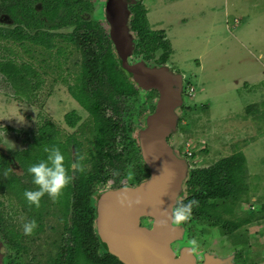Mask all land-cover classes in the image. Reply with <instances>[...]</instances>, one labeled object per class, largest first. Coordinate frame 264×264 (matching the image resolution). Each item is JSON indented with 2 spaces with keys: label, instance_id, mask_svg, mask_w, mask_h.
I'll use <instances>...</instances> for the list:
<instances>
[{
  "label": "rangeland",
  "instance_id": "1",
  "mask_svg": "<svg viewBox=\"0 0 264 264\" xmlns=\"http://www.w3.org/2000/svg\"><path fill=\"white\" fill-rule=\"evenodd\" d=\"M47 1L0 0V28L21 27L30 34L41 28L55 35H65L75 30L74 20H81L94 21L103 29H110L105 13L106 0H85L89 6L76 3L74 7L63 2L46 18L43 15L49 13ZM174 1L178 4L167 12L176 21L163 23L159 18L164 13L161 7ZM141 3L150 13L151 30L162 31L165 40L170 41L171 49L157 47L148 55L140 52V37L131 31L133 49L129 62H142L152 67L167 65L184 79L177 125L168 139L169 143L179 157L187 161L189 172L211 166L235 152L244 153L249 200L238 203L234 213L226 214L225 218H247L252 212L261 217L231 233L221 224L212 225L190 216L178 224L184 226L185 232L174 248L179 251L183 245L189 246L200 261L206 255L214 254L222 259L223 264H226L223 258L232 255L236 258L231 264H264V0H195L182 6V0H141ZM131 8L130 3L127 10L132 15ZM132 17H128L129 25ZM181 21L185 25H181ZM56 41L57 47L51 52L38 46L28 52L18 43L0 39V61L12 59L17 64L29 63L45 81L36 91L35 100L25 101L16 98L13 87L0 72V151L12 160L11 168L17 175H22L23 171L13 154L27 149L34 138L39 137L45 121L55 125L60 140L66 141L70 135L77 137L83 143L81 156L84 158L92 147L86 140L93 132L88 123L90 114L68 88V84L74 83L82 54L75 46H68L62 37L57 36ZM59 47L64 52L67 47L68 52L58 55ZM58 57L62 62L64 58L68 61L64 64V73L56 66ZM69 70L72 76L68 74ZM61 77L68 78V83H64ZM136 99L147 105L149 92L138 90ZM73 111L80 116L76 127L69 126L66 121V115ZM152 112L148 106L144 116L134 114L129 135L136 142H139L140 130L146 126V116ZM36 146L39 147L38 144L32 147L34 155L37 154ZM71 148L74 151V147ZM124 149L120 146L118 151ZM76 156L73 154L72 159L76 160ZM124 157L125 171L117 176L120 178H112L105 183L101 179L92 185L91 200L100 198L106 190L138 184V161H132L135 156ZM86 167L89 169L90 163ZM7 177L0 176V240L4 243L0 250L3 249L4 262L29 264L36 259L47 264L44 255L57 253L64 232V190L55 201L45 194L39 207L34 209L16 182L14 190L17 196L8 192L7 180L10 178ZM11 181L14 180L11 178ZM184 189L183 185V192ZM33 220L35 229L39 222L44 223L43 231L26 236L23 225ZM10 230L16 233L12 235L16 241L22 234L24 244L28 246L26 251L19 252L10 245L5 236ZM192 240L196 245L189 243Z\"/></svg>",
  "mask_w": 264,
  "mask_h": 264
},
{
  "label": "trees",
  "instance_id": "2",
  "mask_svg": "<svg viewBox=\"0 0 264 264\" xmlns=\"http://www.w3.org/2000/svg\"><path fill=\"white\" fill-rule=\"evenodd\" d=\"M63 2L70 7H74L76 3L90 5L85 0H48L49 13L43 16L46 18L51 16L54 9L62 6ZM131 10L133 17L129 27L130 31H135L140 37L138 43L140 52L148 55L157 47L171 49V43L165 40L162 31L151 30L148 12L141 0L133 1ZM74 22L76 28L70 34L55 35L41 28H38L34 34L26 32L21 27L0 28V39L18 43L28 52L33 51L32 47L35 46L51 52L57 47L56 37L58 36L62 37L68 46H75L76 50L82 54L81 63L74 74V83L68 84V88L70 94L90 114L88 123L93 128L91 137L86 139L92 147L87 150L86 157L80 161L83 171L71 167V164L81 157L83 143L74 135L68 136L66 141L60 140L59 131L55 130V125L50 121H45L40 129L39 137L34 138L33 144L13 154L21 166L22 175H17L12 170V160L0 151V176L7 173V179L14 180L11 182H9L10 179L7 180L9 184L7 190L10 194H16L15 182L21 187L22 193L26 190L31 191L36 185L32 183L28 168L32 164L47 159L48 153L45 149L58 148L65 157L64 163L68 175L71 176V181L63 189L65 225L61 244L57 246V253L44 255L46 263L124 264L109 252L106 243L99 235L97 225L99 198L90 199L92 192L90 188L101 179L103 183L112 178L119 179L120 177L117 176H120L122 170L125 171L124 155L135 156L136 159L132 161H138L136 164L138 184L149 177L150 170L143 160L139 142L132 139L129 133L133 129L134 114L144 116L148 106L154 110L155 103L151 101L153 98L151 94L147 105L140 104L136 99L137 84L121 64L110 37V29L105 30L94 21L74 20ZM62 25L65 24L62 23ZM66 48L64 52L59 47L58 55L62 56L66 51L68 52ZM162 59L166 60V57ZM57 62L56 66L64 73L66 69L64 64H68V61L64 58L62 62L58 57ZM0 72L5 76V81L13 87L16 98L25 101H34L36 91L40 90L42 84L45 83L42 75L29 63L17 64L12 59L3 60L0 61ZM68 74L73 75L70 70ZM61 80L68 83V78L61 77ZM79 120L80 116L75 111L66 115V121L71 127H76ZM37 144L39 147L36 146L37 154L34 155L32 147ZM120 146L125 148L124 151H118ZM71 147H74V151ZM73 154L77 155L76 160L72 159ZM88 163L91 165L89 169L86 167ZM112 169H115L113 173ZM247 178L246 157L242 152H235L211 166L188 171L183 182L185 189L178 204L197 201L192 209V217L208 221L216 226L221 224L227 232L232 233L244 224L261 218L255 212L250 213L247 218H225L226 214L234 213L238 203L249 200L250 188L246 181ZM36 208L34 206V209ZM43 227L44 223L39 222L37 229L33 232H42ZM14 233L10 230L8 234H5L10 245L16 247L19 252L26 251L28 246L24 244L22 234L18 235L16 241L12 236ZM29 264H42V261L33 259Z\"/></svg>",
  "mask_w": 264,
  "mask_h": 264
},
{
  "label": "water",
  "instance_id": "3",
  "mask_svg": "<svg viewBox=\"0 0 264 264\" xmlns=\"http://www.w3.org/2000/svg\"><path fill=\"white\" fill-rule=\"evenodd\" d=\"M132 2L106 0L105 13L110 37L123 68L139 87L159 92L156 107L138 135L150 175L134 186L109 189L101 194L97 206L99 235L109 252L124 264H223L214 254L205 256L200 262L191 247L183 245L179 251L174 248L185 231L184 226L170 219L171 210L183 194L188 165L168 139L176 129V107L182 103V91L170 85L168 75L173 74L165 66L129 62L133 36L127 21L132 15L127 9ZM125 188L127 192L123 191ZM144 220H148V225L143 224ZM234 257L223 260L231 264ZM0 264H6L1 254Z\"/></svg>",
  "mask_w": 264,
  "mask_h": 264
},
{
  "label": "clouds",
  "instance_id": "4",
  "mask_svg": "<svg viewBox=\"0 0 264 264\" xmlns=\"http://www.w3.org/2000/svg\"><path fill=\"white\" fill-rule=\"evenodd\" d=\"M48 153L47 159L31 165L28 168V173L32 176V183L37 187L35 191L26 190L23 195L29 205L39 207L40 199L45 194L55 201L62 193L63 189L70 183L71 176L68 175V170L65 167V157L58 148L45 149ZM84 159L83 156L71 164L72 168L78 171H83L80 161ZM7 175V173H5ZM127 192L128 189L123 190ZM126 199V197H125ZM197 201L192 200L187 204L180 203L173 206L171 210L170 219L179 224L188 220L192 214V209ZM36 228V222L29 221L23 225L25 235H31ZM192 245H196V241H189Z\"/></svg>",
  "mask_w": 264,
  "mask_h": 264
},
{
  "label": "flooded vegetation",
  "instance_id": "5",
  "mask_svg": "<svg viewBox=\"0 0 264 264\" xmlns=\"http://www.w3.org/2000/svg\"><path fill=\"white\" fill-rule=\"evenodd\" d=\"M156 67V66H155ZM160 67H163V66H160ZM166 68H167V70L169 71V72H171L173 75H168V81H169V83H170V85L173 87V89L174 90H176V91H178V90H180V91H183V86H184V79H183V77H182V75L180 74V73H178V72H175L172 68H170L169 66H165ZM180 79V80H179ZM182 84V85H181ZM180 86H182V87H180ZM137 88H138V90H143V88H141V87H139L138 85H137ZM145 90V89H144ZM146 91H148L149 92V95L151 94V96L153 97V102L155 103V107H156V103H157V100L159 99V92H158V90L157 89H147ZM178 99H176V101H177ZM155 109V108H154ZM179 108L178 107H176V113L178 114V110ZM154 111V110H153ZM151 114V113H150ZM119 188V187H118ZM98 205V204H97ZM150 221V220H149ZM148 223V220H144V222H143V224L144 225H148L147 224ZM0 246H2V248H4V243L0 240ZM2 253H3V249H1L0 250V254L2 255ZM207 256V255H206ZM204 259H205V257H204ZM204 259L202 260V261H204ZM200 261V260H199ZM233 262L235 261V259L234 260H232ZM201 262V261H200Z\"/></svg>",
  "mask_w": 264,
  "mask_h": 264
},
{
  "label": "crops",
  "instance_id": "6",
  "mask_svg": "<svg viewBox=\"0 0 264 264\" xmlns=\"http://www.w3.org/2000/svg\"><path fill=\"white\" fill-rule=\"evenodd\" d=\"M195 0H182V2L183 3H180V6H182V4H185V3H188V4H191L192 2H194ZM178 3L177 2H170V3H167V4H163L164 6L163 7H161L163 10H164V15L165 16H163V14H162V16L161 17H159L160 18V20H162V22L163 23H166V22H173V21H176L175 19V17L172 15V17H173V19H171L170 18V16L168 15V12L167 11H170V10H172L171 8L172 7H174V6H176ZM181 11H182V9H180ZM159 11V10H158ZM158 11L156 12V13H158ZM150 13L148 12V15H149ZM158 15V14H157ZM155 18L157 19V17H156V15H155ZM178 22V21H177ZM180 24L181 25H185V23L184 22H180ZM169 32V31H168ZM168 34V33H167ZM169 35V34H168ZM172 40V39H171ZM173 45V44H172ZM174 46V45H173Z\"/></svg>",
  "mask_w": 264,
  "mask_h": 264
}]
</instances>
